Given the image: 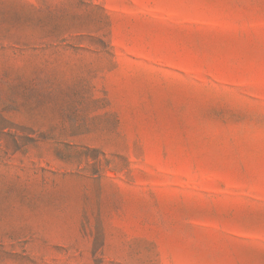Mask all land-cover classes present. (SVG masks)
Returning a JSON list of instances; mask_svg holds the SVG:
<instances>
[{
  "label": "rangeland",
  "instance_id": "rangeland-1",
  "mask_svg": "<svg viewBox=\"0 0 264 264\" xmlns=\"http://www.w3.org/2000/svg\"><path fill=\"white\" fill-rule=\"evenodd\" d=\"M0 264H264V0H0Z\"/></svg>",
  "mask_w": 264,
  "mask_h": 264
}]
</instances>
